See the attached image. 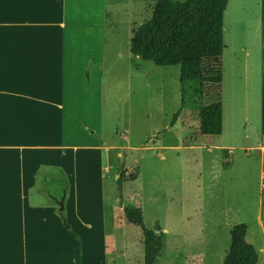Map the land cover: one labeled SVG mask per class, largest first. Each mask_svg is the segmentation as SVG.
I'll use <instances>...</instances> for the list:
<instances>
[{
	"label": "rangeland",
	"instance_id": "374dc122",
	"mask_svg": "<svg viewBox=\"0 0 264 264\" xmlns=\"http://www.w3.org/2000/svg\"><path fill=\"white\" fill-rule=\"evenodd\" d=\"M106 2L112 42L102 63L100 141L112 148L77 151L42 170L26 209L27 264L61 256L74 264L77 242L80 264H143L142 232L125 221L126 207L161 234L154 264H223L233 231H244L264 264V0H228L224 11L219 136L198 132L196 111L183 110L171 126L179 67L130 54L156 0ZM212 99L206 94L205 104ZM51 197L63 200L62 212Z\"/></svg>",
	"mask_w": 264,
	"mask_h": 264
},
{
	"label": "crops",
	"instance_id": "0c3cea01",
	"mask_svg": "<svg viewBox=\"0 0 264 264\" xmlns=\"http://www.w3.org/2000/svg\"><path fill=\"white\" fill-rule=\"evenodd\" d=\"M110 6L0 0V264H27L26 209L42 170L112 148L100 141Z\"/></svg>",
	"mask_w": 264,
	"mask_h": 264
},
{
	"label": "trees",
	"instance_id": "16d2710c",
	"mask_svg": "<svg viewBox=\"0 0 264 264\" xmlns=\"http://www.w3.org/2000/svg\"><path fill=\"white\" fill-rule=\"evenodd\" d=\"M228 0H156L149 20L132 33L129 51L133 57L159 67H179L180 106L171 126L183 110L196 111L198 132L219 136L222 132L221 58L223 15ZM87 66L86 82L89 83ZM206 94L212 97L205 104ZM226 151V150H224ZM228 168L227 165H225ZM121 173L116 180L121 191ZM129 179L133 180L134 176ZM125 221L139 227L143 236V264H154L161 251V234L144 226L139 209H123ZM244 231L231 233V244L223 264H258L254 247L244 239ZM76 239V236L72 235ZM74 264H80V246L73 250Z\"/></svg>",
	"mask_w": 264,
	"mask_h": 264
},
{
	"label": "water",
	"instance_id": "95a60500",
	"mask_svg": "<svg viewBox=\"0 0 264 264\" xmlns=\"http://www.w3.org/2000/svg\"><path fill=\"white\" fill-rule=\"evenodd\" d=\"M58 206H59V211H62L63 210L62 200L58 202Z\"/></svg>",
	"mask_w": 264,
	"mask_h": 264
}]
</instances>
